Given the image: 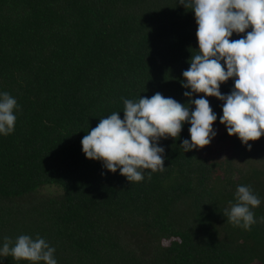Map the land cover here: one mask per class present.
I'll use <instances>...</instances> for the list:
<instances>
[{"label": "trees", "instance_id": "obj_1", "mask_svg": "<svg viewBox=\"0 0 264 264\" xmlns=\"http://www.w3.org/2000/svg\"><path fill=\"white\" fill-rule=\"evenodd\" d=\"M196 31L178 0H0V93L19 106L14 132L0 135V246L39 236L57 264H264V136L251 151L229 137L222 101L207 97L217 116L208 146L184 151L187 122L157 142L166 169L151 179L144 170L129 183L82 153L99 119H123L122 98L188 104ZM240 185L261 200L247 231L223 215Z\"/></svg>", "mask_w": 264, "mask_h": 264}, {"label": "clouds", "instance_id": "obj_2", "mask_svg": "<svg viewBox=\"0 0 264 264\" xmlns=\"http://www.w3.org/2000/svg\"><path fill=\"white\" fill-rule=\"evenodd\" d=\"M178 4L194 13L197 25L198 49L182 73L181 86L190 89L184 92L188 104L159 92L138 100L122 98L123 119L120 112H113L99 119L81 140L86 159L101 161L110 173L119 169L129 183L143 181L144 170H150L149 179L151 173L165 171L164 148L157 142L179 138L185 122L190 125V139L181 144L185 152L211 143L217 116L207 97L223 102L220 124L248 151L250 142L264 136V0H178ZM247 29L251 31L245 36L230 40L233 33L243 34ZM229 79H234V85L224 95L220 85ZM193 94L200 98L192 100ZM18 107L8 92L0 93V135L14 132ZM260 204L251 186L240 185L235 191V203L230 202L223 215L234 227L247 231L256 223L252 210ZM55 251L44 238L20 235L14 241L4 238L0 257H11L17 264H57Z\"/></svg>", "mask_w": 264, "mask_h": 264}]
</instances>
